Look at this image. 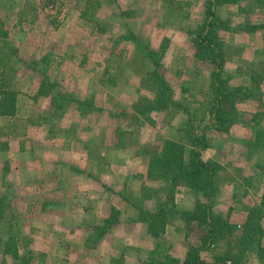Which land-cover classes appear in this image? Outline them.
Returning <instances> with one entry per match:
<instances>
[{"label": "rangeland", "instance_id": "obj_1", "mask_svg": "<svg viewBox=\"0 0 264 264\" xmlns=\"http://www.w3.org/2000/svg\"><path fill=\"white\" fill-rule=\"evenodd\" d=\"M209 1L0 0V71L18 102L0 116V264H140L153 245L183 259L199 244L178 218L159 238L136 220L172 196L179 209L195 204L188 187L147 177L187 120L174 108L140 113L157 97L156 68L192 122L205 118L202 159L221 168L215 210L242 225L257 207L264 227V152L250 145L264 130V0H214L210 19ZM211 19L222 78L255 93L226 133L208 111L215 66L195 45ZM108 218L117 223L103 235L95 226ZM247 264L264 262L250 253Z\"/></svg>", "mask_w": 264, "mask_h": 264}, {"label": "trees", "instance_id": "obj_2", "mask_svg": "<svg viewBox=\"0 0 264 264\" xmlns=\"http://www.w3.org/2000/svg\"><path fill=\"white\" fill-rule=\"evenodd\" d=\"M213 1H209L207 6L209 19L213 17L214 13ZM235 1L225 0L229 3H235ZM216 3L223 4L224 2L216 0ZM214 22L215 20L212 19L210 22L207 21L202 28V32H206V37L203 38L200 33L195 40V45L199 50L198 57L200 59L208 57L215 66L211 74L212 100L208 111L215 117L217 130L226 133L237 123L236 104L252 99L255 93L251 89L231 87L228 81L222 78L224 68V64L221 63L223 61L222 48H219L221 45L215 41V37L210 36V32L215 28ZM217 48L218 52H216ZM148 55L153 60L156 57L151 50ZM157 67H161L159 60ZM262 73H264V68ZM151 75L156 84L157 97L147 107V110L139 112L144 114L174 108L185 112L187 120L181 126L180 133L183 135L179 142L166 140L163 150L159 154L150 156L147 177L161 183L173 184V188L181 185L188 187L194 194L195 204L191 210L179 209L174 202V196H172L168 200L159 202L155 210L138 208L139 218L136 220L146 225L153 238H159L165 229L173 223V220L178 218L186 223V230L196 231L199 244L188 246L184 260L160 253L158 251L160 246L157 244L156 248L140 264H247L250 253H255L259 261L264 262V227L259 208L249 210L242 225L225 219L219 211L215 210V196L219 192L216 178L221 168L214 162H205L202 159L201 152L207 148L208 144L206 136L199 126L202 122L205 123V118L201 119L198 124L192 122V114L183 107L181 102L174 99L172 86L166 82L158 68ZM259 79H264V74L259 76ZM5 81L4 74L0 71V88L6 91L3 92L5 96L0 101V116H13L17 113V96L13 90L8 89L10 87ZM45 82L48 83L47 77H45ZM255 82H252L253 86H255ZM255 89L257 90V88ZM227 106H230L231 110ZM250 145L256 153L264 152L263 129L254 128V140L250 142ZM3 200L4 197H1L0 218L3 215L1 212V206L4 205ZM116 223L112 218H108L102 225L95 226V229H101L103 235H106ZM239 228L241 229L240 233ZM224 241L228 242L225 250L220 249V252H215L219 249L220 243ZM207 253L210 255H206Z\"/></svg>", "mask_w": 264, "mask_h": 264}, {"label": "crops", "instance_id": "obj_3", "mask_svg": "<svg viewBox=\"0 0 264 264\" xmlns=\"http://www.w3.org/2000/svg\"><path fill=\"white\" fill-rule=\"evenodd\" d=\"M241 106H245V107H247V106H254V104H253V101H249V102H246V103L241 104L240 107H241ZM243 130H244V129H241V128H238V127H237V128H236V127H233V128L231 129V133H230V134H231V135H234L235 131H243ZM242 133H244V132H242ZM245 137L248 138V136H245ZM0 154H1V153H0ZM145 236H147V235H145ZM146 238H147V237H146ZM147 239H148V238H147ZM151 241H152V240H151ZM155 248H156V246L154 247V245H153L152 247H148V248H147V249H148L147 251H150V252H151V251H153ZM150 252H149V253H150ZM173 257L178 258V259H180V260H183V259L185 258V257H184V258L182 259V256H181V257H177V256H175V255H174Z\"/></svg>", "mask_w": 264, "mask_h": 264}]
</instances>
